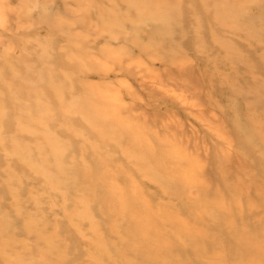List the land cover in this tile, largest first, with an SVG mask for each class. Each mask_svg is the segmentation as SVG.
<instances>
[{
	"label": "rangeland",
	"instance_id": "obj_1",
	"mask_svg": "<svg viewBox=\"0 0 264 264\" xmlns=\"http://www.w3.org/2000/svg\"><path fill=\"white\" fill-rule=\"evenodd\" d=\"M0 264H264V0H0Z\"/></svg>",
	"mask_w": 264,
	"mask_h": 264
}]
</instances>
